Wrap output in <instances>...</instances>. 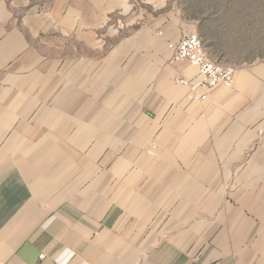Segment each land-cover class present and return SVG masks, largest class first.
Listing matches in <instances>:
<instances>
[{"label":"crops","instance_id":"crops-1","mask_svg":"<svg viewBox=\"0 0 264 264\" xmlns=\"http://www.w3.org/2000/svg\"><path fill=\"white\" fill-rule=\"evenodd\" d=\"M29 5L0 0V264H264V60L201 101L185 24L102 44L113 0Z\"/></svg>","mask_w":264,"mask_h":264},{"label":"rangeland","instance_id":"rangeland-1","mask_svg":"<svg viewBox=\"0 0 264 264\" xmlns=\"http://www.w3.org/2000/svg\"><path fill=\"white\" fill-rule=\"evenodd\" d=\"M230 1L229 6L224 9V5ZM50 2L51 0H30L28 9L37 11L40 14L50 7ZM123 2L126 3L125 8ZM113 6L117 7L118 10L108 15L105 29L97 37V41L102 44H105V41H117V39L112 40L113 33L116 37L121 38L129 35V32L151 25L155 33L160 36L167 25L175 29L176 24L183 23L186 26L183 36L197 34L203 41L209 59L224 66L234 67L236 73L238 66L264 60V53H259L264 52V0H113ZM123 8L126 13L123 12ZM238 9L244 15L243 22L249 24L247 29L245 26L241 27L236 24L238 22L234 21L231 15H225L227 11L233 12ZM46 21L51 20L47 19ZM204 21H206V25L221 26V32L231 21L232 24L235 23L228 29L231 31L224 32L229 48L235 52L234 54L240 53L241 55L230 54L229 48L227 55L221 59L212 55L211 50L208 48V43L212 45V42L205 43L203 39L205 34ZM156 38L161 40L158 37ZM250 49H254L253 54L258 55L257 58L252 62L237 63L241 60L236 59H243L248 56Z\"/></svg>","mask_w":264,"mask_h":264},{"label":"built area","instance_id":"built-area-1","mask_svg":"<svg viewBox=\"0 0 264 264\" xmlns=\"http://www.w3.org/2000/svg\"><path fill=\"white\" fill-rule=\"evenodd\" d=\"M175 63H188L197 70L193 80L180 79L177 84L187 87L205 101L211 91L223 87L231 88L234 84L236 69L224 66L209 59L202 39L197 34H186L178 42L168 44Z\"/></svg>","mask_w":264,"mask_h":264},{"label":"trees","instance_id":"trees-1","mask_svg":"<svg viewBox=\"0 0 264 264\" xmlns=\"http://www.w3.org/2000/svg\"><path fill=\"white\" fill-rule=\"evenodd\" d=\"M230 2H227V4L224 5V9H226ZM218 8V7H217ZM225 15H231L233 17V20L238 22L236 24H239L241 27H244L247 29L249 24L243 22L244 19V15L243 13L238 9L237 11H227L225 12ZM232 24V21L230 22ZM228 23V25H226L224 31L225 32H229L231 30H228L231 26H233L235 23H233L232 25ZM203 29L205 30V34L203 35V39L205 41V43H208V41L212 42V45L208 43V48L211 50L210 53L218 58H223L225 57V55H227L228 52V48H229V43L228 40H226V35L225 32H221V26L220 27H216L214 25H206V21H204L203 23ZM256 50V49H255ZM254 49H250V51L248 52V56H246L245 58H237L236 60H241V62H237V63H248V62H252L254 61L258 55L253 54ZM260 51V50H259ZM263 51V50H262ZM229 53L234 54L235 52H233L230 48H229ZM259 53H264V52H259ZM241 55L240 53H237L236 56Z\"/></svg>","mask_w":264,"mask_h":264}]
</instances>
